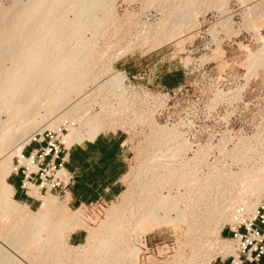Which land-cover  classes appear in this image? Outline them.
Masks as SVG:
<instances>
[{"label": "bare ground", "instance_id": "6f19581e", "mask_svg": "<svg viewBox=\"0 0 264 264\" xmlns=\"http://www.w3.org/2000/svg\"><path fill=\"white\" fill-rule=\"evenodd\" d=\"M157 1L144 0L143 7L148 9ZM111 2L13 0L9 7L0 6V191H4V196L0 193V220L9 218L5 209L8 205L14 211H25L19 203L10 202L12 188L5 178L11 171L13 156L29 164L28 167H35L31 160H21V153L35 130L30 131L44 119L56 115L49 127L54 129L68 124L71 139L75 141L73 135L77 130L87 128L96 133L106 127L115 129L124 125L130 115L133 120L127 124L133 128L150 116L140 105L127 106L125 76L121 72H115L105 82H92L90 72L86 71L87 61L81 58L82 52L89 47L86 34L95 33ZM199 2L165 0L168 9L164 19L161 17L154 24L138 22L141 29L134 32L137 40L129 42L125 48L139 47L140 37L151 39L156 33L163 34L164 42L171 39L183 25H188ZM213 4L222 7L221 1ZM261 17H264V1L247 8L245 26L256 30L254 22ZM261 40L264 43V38ZM110 91L118 92L112 93L115 102ZM40 110L43 116L39 115ZM148 120L151 133L155 131V134L139 149L144 164L137 183L139 196L134 200L131 191L121 194L125 200L123 206H127L125 220L119 218L117 205H112L97 229L86 228L93 241L84 250L91 255L84 264H121L124 259L135 263L137 254L133 249L125 250L129 243L124 239L132 225L139 232H145L182 219L179 229L186 227V236L193 240L192 248L197 249L205 221L217 223L238 204L246 206L247 210L250 200L258 197L264 188V155L256 147H249L244 141L240 143L241 148L231 157L233 164H230L236 167L234 171L230 164L209 162V153L202 152L200 147L188 158L185 152L191 150L192 145L180 133L156 125L151 117ZM64 172L58 170L57 174ZM256 182L263 183L257 188ZM25 186L29 188L30 183L26 182ZM56 203L55 198H43L38 210L28 216V221L16 225L18 230L6 238V243L31 264H60L65 251L61 237L77 227H85L76 214L69 221L63 216L64 210L56 214L60 209ZM229 219L234 220V215ZM34 247L37 251L31 256ZM11 255L0 251V261L8 264ZM72 264L80 263L74 259Z\"/></svg>", "mask_w": 264, "mask_h": 264}, {"label": "rangeland", "instance_id": "374dc122", "mask_svg": "<svg viewBox=\"0 0 264 264\" xmlns=\"http://www.w3.org/2000/svg\"><path fill=\"white\" fill-rule=\"evenodd\" d=\"M143 1L112 0L111 6H107L104 21H101L95 33L86 34L89 47L82 52L81 58L87 61L86 71L90 72V80L95 83L105 82L115 72H121L125 76L124 98L128 102L127 106H142L141 109L148 112V116L150 115L156 125L173 128L180 133L192 145L191 150L185 152L188 158H192L200 147L202 152L209 153V162L233 164L231 157L236 149L241 148L240 143L243 141V144L256 147L255 149L264 155V43L261 40L264 38V17L255 20L257 31L245 26L247 8L264 0H246L245 3L241 0H200L195 11L191 13L188 25L178 29V33L172 36L173 39L170 37L171 39L164 42L166 39L163 34L160 36V33H156L151 39L140 37L142 41L139 40V47L125 48L129 42L137 40L135 34L141 29L138 22L157 23L161 17L164 19L163 16L167 12L165 0L157 1L148 9L143 7ZM216 1H221L222 7L212 5ZM12 2L13 0H0V6L9 7ZM128 35H131V38ZM249 53H253L254 57L251 54L250 57ZM257 56L260 58V61L257 59L258 62L255 59ZM126 66H130L133 77L123 72ZM176 71L180 72L181 80L174 86H164L162 76ZM112 93L118 92L109 93L115 102ZM39 115H44L43 110L39 111ZM53 116L44 119L30 131L32 133L35 130L36 133L34 131L24 145L22 154L25 157L28 156L25 153L28 145L46 149L49 144H54L64 152L73 144L88 141L102 132L123 133L127 138L129 151L122 194L131 191L132 198H138V177L144 171L140 150L155 134V131L151 133L148 125L149 117L133 128L128 126L133 120L131 115L124 124L125 128L124 125L115 129L106 127L96 133L83 128L74 133L73 137L77 139L74 141L71 139L68 124H61L54 129L49 127L56 118V115ZM248 141L250 145L247 144ZM28 166L29 164L22 163L19 158L13 156L8 176L15 173V168L23 171L35 168ZM231 167L236 171L234 165ZM32 178L30 187H25L28 198L33 203L26 205L17 202L25 207V211H14L12 206L8 205L5 209L9 218L0 220V251L9 255L13 252L12 264H31L6 243V238L18 230L15 229L16 225L21 226L28 221V216L38 210L43 198H55L58 202L56 206L60 207L56 214L60 213L61 209L64 210L63 216L68 221L76 214L85 226L77 227L61 237L65 251L60 264H72L74 259L84 264L91 257L84 251L93 241L86 228L97 229L112 205H117L116 211L120 219L126 217L127 206H123V195L111 202L77 206L65 195L67 189L61 186L51 188L54 183L51 177L44 181V185H40L37 177ZM261 183L263 182H256L255 186L259 188ZM0 193L4 196L3 190ZM33 193L36 196H33ZM9 200L16 203L12 196ZM263 200L264 188L258 197L250 200L247 210L246 206L244 208L238 204L234 209L231 207L230 214L217 220V223L205 221L206 231L202 229L203 235H200L201 238L199 236L200 246L198 245L197 249L192 248V239L187 238L186 227L179 229L182 219L145 232H139L132 225L124 235L125 241L129 243L125 250L133 249L137 260L132 263L129 259H124L121 264H221L220 260H231L238 244V241L233 239L234 232L239 226L243 228L253 220ZM231 214L234 215V220L229 219ZM253 224L260 234L264 233V226L259 228L257 219ZM36 251L37 247H34L30 255H35ZM11 262L9 260L8 264ZM2 263L7 264L0 261V264Z\"/></svg>", "mask_w": 264, "mask_h": 264}, {"label": "crops", "instance_id": "0c3cea01", "mask_svg": "<svg viewBox=\"0 0 264 264\" xmlns=\"http://www.w3.org/2000/svg\"><path fill=\"white\" fill-rule=\"evenodd\" d=\"M123 72L133 77L130 66L124 67ZM34 148L37 146L26 148L25 153ZM128 151L125 134L116 132H102L65 149L61 160L57 159L56 162L73 176V183L65 192L69 201L80 206L111 202L119 197L124 190ZM6 181L12 188V198L16 202L26 205L33 203L24 191L21 174L11 173ZM258 226L263 228L260 224ZM244 264H264V254L257 262Z\"/></svg>", "mask_w": 264, "mask_h": 264}, {"label": "built area", "instance_id": "2783aa9c", "mask_svg": "<svg viewBox=\"0 0 264 264\" xmlns=\"http://www.w3.org/2000/svg\"><path fill=\"white\" fill-rule=\"evenodd\" d=\"M62 153L63 152L59 150V147L54 144H49V147L46 149H31L27 154V157L21 153V160H31L35 166L34 171H28L27 169L23 171L16 168L15 174L22 175V185L25 189V192L27 191L25 182L31 183L30 181H32V177H37L40 181V185H44V181L51 177L52 181H54L51 188L61 186L65 189H68V187L71 186L73 183V176L69 172L65 170L63 174H57L58 170L63 169L61 165L57 164L56 162ZM256 219L261 225L264 226L263 203L257 208L253 220L247 225H244L243 228H240L239 226L234 232L233 239L238 241L235 249V256H232L231 260H220L221 264H244L247 262L253 263L257 262L259 257L264 254V233L260 234V232L254 228L255 226L253 221ZM242 256L243 258H241Z\"/></svg>", "mask_w": 264, "mask_h": 264}, {"label": "trees", "instance_id": "16d2710c", "mask_svg": "<svg viewBox=\"0 0 264 264\" xmlns=\"http://www.w3.org/2000/svg\"><path fill=\"white\" fill-rule=\"evenodd\" d=\"M161 80H162V84L164 86L171 87V86L176 85L181 80V74H180V72H177V71L170 73V74H165L162 76ZM61 156H62V154H61ZM61 156H59V159L61 158ZM260 257H259V259H260Z\"/></svg>", "mask_w": 264, "mask_h": 264}]
</instances>
